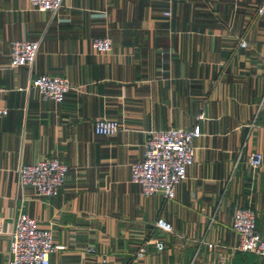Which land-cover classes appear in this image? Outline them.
<instances>
[{"label":"crops","instance_id":"0c3cea01","mask_svg":"<svg viewBox=\"0 0 264 264\" xmlns=\"http://www.w3.org/2000/svg\"><path fill=\"white\" fill-rule=\"evenodd\" d=\"M261 1L62 0L50 12L0 0V264L19 211L62 246L48 264H215L236 242L230 223L240 206L264 235V166L247 165L253 151L264 165ZM103 35L111 48L96 52L91 39ZM14 39L38 40L29 66H9ZM39 74L68 80L61 102L29 85ZM98 118L115 119L116 132L95 133ZM173 126L198 131L193 161L172 198L143 196L129 164L151 131ZM51 156L67 165L55 196L18 185L19 162ZM158 217L170 231L153 227ZM226 264L264 257L235 251Z\"/></svg>","mask_w":264,"mask_h":264},{"label":"built area","instance_id":"2783aa9c","mask_svg":"<svg viewBox=\"0 0 264 264\" xmlns=\"http://www.w3.org/2000/svg\"><path fill=\"white\" fill-rule=\"evenodd\" d=\"M30 6L37 10L54 12L62 5V0H29ZM165 15L167 11L163 12ZM257 15L264 13V0L257 6ZM91 44L96 52H108L111 40L108 36H95ZM243 46L244 40H239ZM37 39H14L9 43V66H29L37 52ZM29 85L40 96L54 102H61L65 93L71 88L65 77L39 74L31 77ZM7 114V108L0 103V118ZM201 115H197V118ZM118 122L115 119L98 118L93 122L95 133L111 135L116 132ZM198 135L195 127H167L153 130L143 142L142 158L129 164V180L139 186L141 195L159 193L163 200L174 195V187L185 178L186 169L193 161V139ZM247 165L257 169L262 164V156L253 151L247 157ZM67 165L54 156L38 159L33 163L19 162L15 167L19 186H29L36 195L48 199L58 193L65 180ZM231 229L236 235L235 244L229 247L228 254L218 255L215 264H226L228 256L235 252H251L264 257V235L255 227L254 211L250 207H236L231 215ZM153 227L170 231L169 223L158 217ZM148 236L137 247L136 257H141L150 242ZM156 250L163 244L159 240L151 241ZM207 243V246H212ZM61 245L53 243L50 228L39 225L36 218L19 211L14 219L7 247V264H48L49 253Z\"/></svg>","mask_w":264,"mask_h":264}]
</instances>
